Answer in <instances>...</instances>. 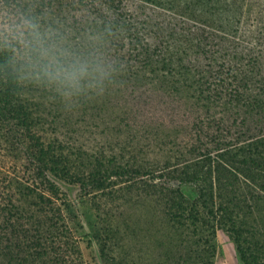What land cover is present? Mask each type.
<instances>
[{
	"label": "rangeland",
	"instance_id": "1",
	"mask_svg": "<svg viewBox=\"0 0 264 264\" xmlns=\"http://www.w3.org/2000/svg\"><path fill=\"white\" fill-rule=\"evenodd\" d=\"M124 2L117 3L123 12ZM239 2L242 6L237 10ZM7 5L0 3V35L14 45V65L21 80L18 95L34 112L32 128H36V136L54 144L61 158L59 168L49 171L48 177L59 188L61 198L57 203H63L62 198L69 201V208L62 204L66 233L77 247L67 261L52 259L47 264H186L182 254L194 255L195 250L203 256L208 254L213 264H243L232 236L237 226L233 228L229 222L218 227L212 223L197 225L189 218L190 211L174 213L156 196L137 194L136 177L113 178L104 190L92 184L83 186L75 179L87 175L96 158L116 155L123 160L143 159L156 167V174L146 178L148 183L180 188L189 202L198 194L196 185L182 182L179 167L159 174L167 159L175 161L190 150L188 143L193 138L188 117L181 118L178 105L170 107L168 98H161L157 107L148 111L149 116H144L147 111L142 110V114L137 109L139 105L135 100L133 103L130 91L147 90L142 99L144 106L154 105L160 92L156 94L148 83L123 90L121 71L113 67L112 59L102 56L106 48L102 32L112 28L113 17L107 13L116 2L9 0ZM134 8L139 14L138 26L147 33L145 40L153 48V39L170 42V35L182 27L162 6L147 3ZM234 11L237 18L241 14L240 23L236 19L233 27L217 32L215 38L202 33L201 41L213 48L215 61L221 62L228 54L237 59L249 52L252 56L245 63L251 66L257 62L263 69L259 61L264 64V0H237L231 8V13ZM31 25L37 26L45 47L64 64L69 63L66 52L73 40H60L59 31L73 28L71 37H77L79 29L84 31V42H91L88 63L104 73L101 77L97 72L82 82L93 85L91 91L44 85L42 67L47 61L35 51ZM149 53L157 61L165 57L157 56L154 50ZM161 113L167 114L170 121ZM9 115L0 112V247L7 245L3 261L16 264L14 248L22 246L25 233L34 232L43 220L41 206L35 203L37 193L47 191V184L36 174L38 147L27 136L26 126ZM176 116L177 123H172ZM259 240L263 241L261 237ZM57 256L55 247L52 258Z\"/></svg>",
	"mask_w": 264,
	"mask_h": 264
},
{
	"label": "trees",
	"instance_id": "2",
	"mask_svg": "<svg viewBox=\"0 0 264 264\" xmlns=\"http://www.w3.org/2000/svg\"><path fill=\"white\" fill-rule=\"evenodd\" d=\"M113 1L116 5H110L107 13L113 17L112 28L102 32L106 39L102 56L112 59L113 67L121 71L125 81L123 90L148 83L154 92H160L154 105L144 106L142 99L147 90L130 91L133 103L135 100L139 105L137 109L141 113L144 109L147 111L148 115L142 113L144 116H149L148 111L153 106L156 108L161 98H168L170 107L178 105L181 118L188 117L189 135L193 138V142L188 143L190 150L181 153L175 161L167 159L159 174L179 167L182 182L196 185L198 194L189 202L180 188L148 183L146 178L156 174V167L143 159L123 160L116 155L96 158L88 174L75 179L83 186L92 184L104 190L113 178L136 177L137 194L156 196L169 211L175 210L174 213L190 211L189 218L197 221V225L212 223L218 227L229 222L231 227L237 226L232 236L243 264H264V68L257 62L251 66L245 63L252 56L249 52L237 59L234 54H228L221 62L215 61L213 48L207 47L200 38L202 33L215 38L217 32L233 27L236 19L237 23L241 22V14L237 18L236 11L231 13L237 0H125V12L117 4L119 0ZM0 3L8 6L9 0H0ZM147 3L167 9L182 26L180 31L170 35V42L158 37L153 39L154 48L145 40L147 33L136 21L139 14L134 7ZM73 32V28L59 31L60 40H73L66 59L68 62L90 61L91 42H84V31L79 29L77 37H71ZM13 47L0 35V112L10 114L26 126L27 136L38 147L35 149L36 174L47 184V191L38 190L35 203L41 206L43 220L34 232L25 233L23 245L13 250L14 258L16 264H47L52 259L67 261L69 255L77 252L71 236L66 233L68 226L62 204L69 208V201L62 198L63 203H57L61 198L59 188L48 177L49 171L59 168L61 158L54 144L36 136V128H32L34 112L18 95L21 80L14 65ZM151 50L165 57L158 61L152 59ZM45 78L48 77L44 75V85L56 84ZM88 83H84L82 90L87 92ZM191 90L193 93L189 95ZM130 93H125L127 99ZM161 114L170 121L167 114ZM177 118L174 117L172 123H177ZM55 247L60 258H52ZM6 248L7 245L0 247V264H8L2 259ZM195 252L194 255L192 252L182 254V262L213 264L208 254Z\"/></svg>",
	"mask_w": 264,
	"mask_h": 264
},
{
	"label": "clouds",
	"instance_id": "3",
	"mask_svg": "<svg viewBox=\"0 0 264 264\" xmlns=\"http://www.w3.org/2000/svg\"><path fill=\"white\" fill-rule=\"evenodd\" d=\"M31 29V35L36 45L35 51L39 54L41 60L47 61L42 67L43 74L60 88L80 91L85 86L82 83L83 81L93 77L97 72H100L101 77L104 75L102 70L90 66L87 61L75 60L67 64L61 63L52 54V50L45 47L44 38L37 30V26L31 25ZM88 86L93 85L89 84Z\"/></svg>",
	"mask_w": 264,
	"mask_h": 264
}]
</instances>
